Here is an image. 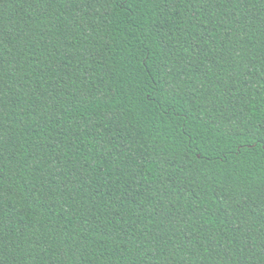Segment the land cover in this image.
<instances>
[{"label":"trees","instance_id":"16d2710c","mask_svg":"<svg viewBox=\"0 0 264 264\" xmlns=\"http://www.w3.org/2000/svg\"><path fill=\"white\" fill-rule=\"evenodd\" d=\"M0 264H264V0H0Z\"/></svg>","mask_w":264,"mask_h":264}]
</instances>
